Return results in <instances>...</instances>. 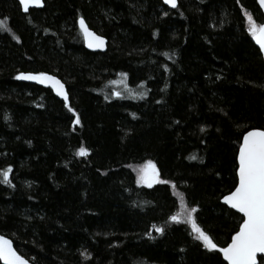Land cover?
I'll return each instance as SVG.
<instances>
[{
  "label": "trees",
  "instance_id": "trees-1",
  "mask_svg": "<svg viewBox=\"0 0 264 264\" xmlns=\"http://www.w3.org/2000/svg\"><path fill=\"white\" fill-rule=\"evenodd\" d=\"M249 14L263 23L258 0H43L26 13L0 0V234L31 264H226L242 216L221 198L243 134L264 129ZM80 16L105 51L85 49ZM26 71L60 77L74 111ZM147 160L159 180L138 185L132 166ZM178 194L216 249L169 219Z\"/></svg>",
  "mask_w": 264,
  "mask_h": 264
},
{
  "label": "snow or ice",
  "instance_id": "snow-or-ice-1",
  "mask_svg": "<svg viewBox=\"0 0 264 264\" xmlns=\"http://www.w3.org/2000/svg\"><path fill=\"white\" fill-rule=\"evenodd\" d=\"M164 2L171 4L173 7L176 6V0H164ZM19 3L27 11L30 4L40 5L42 0H19ZM260 3L264 6V0H260ZM247 18L252 22L250 14L247 15ZM6 21L7 17L0 19V31L7 30L11 32ZM78 23L89 48H102L104 46V37L91 31L83 18H80ZM248 31L259 45L260 51L264 53V24L257 26L255 22H252ZM13 39H19V37L13 35ZM18 75L20 78L26 80L39 81L41 84L50 82L57 94L64 97L65 106L69 108V111H74L68 104V94L64 91V85L55 76L44 72L36 74L20 72ZM109 83L116 82L109 81ZM113 94L116 95L117 93ZM140 95H144V93H140ZM5 119H7V115ZM72 123L79 124V118L74 119ZM88 151L89 149L81 145L77 149V155H84ZM237 159L239 167L236 169V172L239 182L222 199L233 209H237L239 213L243 214L241 218L242 222L239 224V231H236L232 235L231 242L226 247H220L219 251L223 253V257L228 264H256V253H264V130L253 128L244 133L243 142L239 145ZM10 171L11 166L0 169V177H2L0 182L5 184L11 183L9 179ZM158 179L159 172L151 160H147L139 166L136 181L138 184L151 186ZM180 203L181 209L184 210L183 200ZM195 211L196 208L193 207L184 210L183 213L187 216L193 233L197 234L195 238L202 241L205 248L216 249L218 245L213 242L209 234L198 226L193 218L192 213ZM181 218L180 213L169 217L172 221H179ZM153 228L157 232L162 231L156 225H153ZM0 261H4V264H28L27 259L19 254L14 249L12 242L3 235H0Z\"/></svg>",
  "mask_w": 264,
  "mask_h": 264
},
{
  "label": "water",
  "instance_id": "water-1",
  "mask_svg": "<svg viewBox=\"0 0 264 264\" xmlns=\"http://www.w3.org/2000/svg\"><path fill=\"white\" fill-rule=\"evenodd\" d=\"M18 3H19V0H16ZM163 1V3L167 6V7H169V8H175L176 6H177V0H176V6L175 7H173L171 4H166L165 2H164V0H162ZM19 5H20V3H19ZM258 5H259V7H260V10H261V12H262V14H263V16H264V6H262V4L260 3V0H258ZM41 7H43V0H42V3L40 4V5H34V4H30L29 6H28V9H27V11H25L23 8H22V6L20 5V8H21V11L23 12V13H26V12H28V10L30 9V8H41ZM80 18H83L82 16H80L78 19H77V26H78V28L80 29V25H79V23H78V20L80 19ZM84 19V18H83ZM85 23H86V21H85ZM262 24H264V21H263V23ZM86 25L88 26V24L86 23ZM89 27V26H88ZM89 29L91 30V31H93V32H95L97 35H100V36H103L102 34H100V33H98V32H96L94 29H92V28H90L89 27ZM81 30V29H80ZM82 33V32H81ZM104 37V46L102 47V48H89L88 47V45H87V43L85 42V39H84V36H83V34H82V38H83V44H84V47H85V49H87V50H89V51H105L106 50V48H107V39H106V37L105 36H103ZM252 40H253V42H254V44L258 47V49H259V51H260V48H259V45L256 43V41H255V39L253 38V36H252ZM260 53H261V55H262V58H263V61H264V53H262L261 51H260ZM25 73H33V74H36L37 72H31V71H26ZM44 73H47L48 75H51V76H55L63 85H64V91L68 94V92H67V88H66V85H65V83L63 82V80L60 78V77H58L57 75H55V74H53V73H50V72H44ZM19 79L20 80H22V81H25V82H31V83H35V84H37V85H40V86H43V87H49V88H51L52 89V91L54 92V94L59 98V99H61V100H63L64 101V97H62V96H60V95H58L57 94V92L55 91V89H53V87H52V85H51V83L50 82H48V83H44V84H41L39 81H34V80H26V79H23V78H20L19 77ZM65 102V101H64ZM251 129H253V128H251ZM251 129H248L247 131H249V130H251ZM260 129V128H259ZM261 130H264V129H261ZM244 135V134H243ZM243 142V137H242V139H241V142L240 143H242ZM238 154H239V147H238V152H237V157H238ZM238 160V159H237ZM238 167H239V161H238ZM239 182V177H238V174H237V182H236V184ZM234 188H235V186H234ZM233 188V189H234ZM232 189V190H233ZM228 193H226L225 195H227ZM221 201H222V203H224L227 207H229L230 209H232V210H234L235 212H237V213H239V211L237 210V209H233L227 202H225L222 198H221ZM241 216H243V214L242 213H239ZM242 222V221H241ZM237 231H239V227H238V229H237ZM0 235H3V234H0ZM3 236H5L6 238H8L11 242H12V245H13V247H14V244H13V241L8 237V236H6V235H3ZM231 238H232V236H231ZM231 238H230V241L228 242V243H230L231 242ZM227 243V244H228ZM227 244L225 245V246H223V247H226L227 246ZM14 249L16 250V248L14 247ZM18 252V251H17ZM19 253V252H18ZM221 253V252H220ZM20 254V253H19ZM221 255H222V258L224 259V257H223V253H221ZM260 256H264V253H260V252H257L256 253V264L258 263V257H260ZM25 257V256H24ZM26 258V257H25ZM27 259V261H28V264H31V262L28 260V258H26ZM224 261L226 262V264H228V262L224 259ZM1 263L2 264H4V261H1Z\"/></svg>",
  "mask_w": 264,
  "mask_h": 264
},
{
  "label": "rangeland",
  "instance_id": "rangeland-1",
  "mask_svg": "<svg viewBox=\"0 0 264 264\" xmlns=\"http://www.w3.org/2000/svg\"><path fill=\"white\" fill-rule=\"evenodd\" d=\"M252 22H254L253 20H252ZM252 22H250L249 20H248V26L250 27V25H251V23ZM256 24V23H255ZM257 25V24H256ZM258 26V25H257ZM142 164H144V162L143 163H139V164H135V165H133L132 166V169H133V172H134V175H135V181H137V173H138V168H139V166L140 165H142ZM159 180V179H158ZM157 180V181H158ZM136 184H138L137 182H136ZM138 185H145V186H149V185H147V184H138ZM178 200H179V208H178V213H180L181 214V219L180 220H185L186 222H188V220H187V216L186 215H184L183 213H184V210H186V209H188L187 207H186V205H185V203H184V206H185V209L184 210H182L181 209V200H182V198H181V196L178 194ZM184 202V201H183Z\"/></svg>",
  "mask_w": 264,
  "mask_h": 264
},
{
  "label": "bare ground",
  "instance_id": "bare-ground-1",
  "mask_svg": "<svg viewBox=\"0 0 264 264\" xmlns=\"http://www.w3.org/2000/svg\"><path fill=\"white\" fill-rule=\"evenodd\" d=\"M83 39V38H82ZM84 45V44H83Z\"/></svg>",
  "mask_w": 264,
  "mask_h": 264
}]
</instances>
